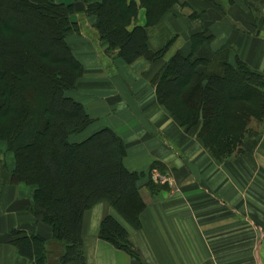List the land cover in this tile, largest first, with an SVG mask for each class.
<instances>
[{
	"label": "crops",
	"instance_id": "0c3cea01",
	"mask_svg": "<svg viewBox=\"0 0 264 264\" xmlns=\"http://www.w3.org/2000/svg\"><path fill=\"white\" fill-rule=\"evenodd\" d=\"M73 19L80 31L66 42L84 74L69 96L84 105L92 120L82 137L108 128L124 142V166L144 174L137 184L146 204L139 230L108 202L87 210L82 225L86 264H264V129L256 131L259 137L245 139L242 156L219 162L200 140V126L184 128L159 102L154 85L177 53L215 67L243 61L264 74V0H177L149 26L147 9L141 7L128 30L145 29L148 49L163 52L154 61L127 62L118 48L108 51L94 16L81 11ZM0 160L6 164L0 264H31L16 241L33 234L45 240L53 263L63 246L33 214L36 186L12 183L16 159L2 139ZM109 215L127 229L135 256L100 238Z\"/></svg>",
	"mask_w": 264,
	"mask_h": 264
},
{
	"label": "trees",
	"instance_id": "16d2710c",
	"mask_svg": "<svg viewBox=\"0 0 264 264\" xmlns=\"http://www.w3.org/2000/svg\"><path fill=\"white\" fill-rule=\"evenodd\" d=\"M176 1L0 0V139L16 159L12 183L36 186L33 214L63 246L51 263L43 238L16 232L21 236L16 245L31 264H86L82 225L85 212L97 203L108 202L135 230L142 226L146 207L137 184L144 174L124 166L125 144L113 131L105 128L72 141L92 123L84 105L69 96L84 74L66 42L80 31L74 4L83 2L84 13L96 18L108 51L118 48L132 62L139 57L154 61L163 54L148 49L144 28L128 30L139 9H147L148 26L154 25ZM154 85L159 102L184 128L200 126V140L219 162L235 140L258 136L246 125L251 118H264V74L243 61L215 67L177 53ZM0 163L1 188L6 164ZM150 186L155 190L152 180ZM99 236L136 255L127 229L115 217L103 220Z\"/></svg>",
	"mask_w": 264,
	"mask_h": 264
},
{
	"label": "rangeland",
	"instance_id": "374dc122",
	"mask_svg": "<svg viewBox=\"0 0 264 264\" xmlns=\"http://www.w3.org/2000/svg\"><path fill=\"white\" fill-rule=\"evenodd\" d=\"M63 1H65V0H63ZM76 13H78V12H76ZM246 126L251 132L260 131V130L264 129V118L259 117V116L257 118H251L249 123H247ZM259 135H260V133L258 134V137H259ZM82 136H83L82 134L78 135V136H74L72 138V140L73 141H81L87 137V136H85V137H82ZM250 137H252V136L250 134H247L244 138L247 140ZM245 139H244V141H245ZM243 143L244 142H241V141L238 142L237 140H235L233 146H231L227 149V153L230 156L228 155V157L223 161H232V160H235L236 158H238L239 156H242L243 153H245L244 148H243ZM221 153H225V152L223 151ZM1 169H2V163H0V170Z\"/></svg>",
	"mask_w": 264,
	"mask_h": 264
},
{
	"label": "water",
	"instance_id": "95a60500",
	"mask_svg": "<svg viewBox=\"0 0 264 264\" xmlns=\"http://www.w3.org/2000/svg\"><path fill=\"white\" fill-rule=\"evenodd\" d=\"M74 8H75V11L79 13V12L85 10V5H84L83 2H76V3L74 4Z\"/></svg>",
	"mask_w": 264,
	"mask_h": 264
}]
</instances>
